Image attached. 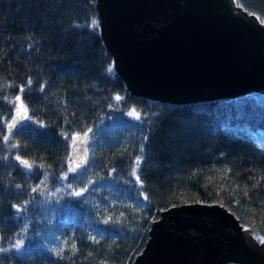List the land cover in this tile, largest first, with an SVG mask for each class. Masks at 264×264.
<instances>
[{
	"label": "trees",
	"instance_id": "trees-1",
	"mask_svg": "<svg viewBox=\"0 0 264 264\" xmlns=\"http://www.w3.org/2000/svg\"><path fill=\"white\" fill-rule=\"evenodd\" d=\"M94 1L0 0V264H132L160 211L191 202L264 238V91L186 105L128 95ZM235 1L264 23V0ZM19 102L28 122L5 142ZM89 128L88 163L68 172L64 137Z\"/></svg>",
	"mask_w": 264,
	"mask_h": 264
},
{
	"label": "water",
	"instance_id": "water-1",
	"mask_svg": "<svg viewBox=\"0 0 264 264\" xmlns=\"http://www.w3.org/2000/svg\"><path fill=\"white\" fill-rule=\"evenodd\" d=\"M94 3L102 43L128 95L186 105L264 91V23L235 0ZM20 104L3 130L9 139L12 117L20 122L13 133L29 119L23 109L17 115ZM77 134L67 161L81 170L88 142ZM245 228L217 203L172 205L150 223L132 264H264V243Z\"/></svg>",
	"mask_w": 264,
	"mask_h": 264
},
{
	"label": "snow or ice",
	"instance_id": "snow-or-ice-1",
	"mask_svg": "<svg viewBox=\"0 0 264 264\" xmlns=\"http://www.w3.org/2000/svg\"><path fill=\"white\" fill-rule=\"evenodd\" d=\"M237 6H239V5H237ZM91 23H92L93 26H95V25L97 24V22H96L95 20L91 21ZM111 71H112V69L109 68V69H108V72H111ZM29 84H31V81H29ZM21 91H23V89H21ZM41 91H43V87L41 88ZM114 99H115V101L119 102V101H121L123 98H122L119 94H117V95L114 96ZM20 100H21V97H20L19 95H17V96L14 98V100L10 101L9 103L15 104L16 101H20ZM21 109H23V112H24L23 119H24V120H27V119H28V115H27V111H28V110H27L26 106H25L23 103H21L20 106H19L18 108H16L17 115L20 114ZM134 113H135V109H133L132 111H130V112L128 113V115H129V116H132ZM136 119L139 121V120H140V116L137 115V116H136ZM12 121H13V122L7 124V128L9 129V133H10V135L14 134L12 130H13V129H16V128L19 126V123H20L19 121H17L16 117H12ZM91 132H92V129L89 128V129L83 134L84 137H85V140L82 141L83 143H87V142H88L89 133H91ZM78 136H79V134H74V135L71 137V143L73 144V146L76 145L77 137H78ZM3 139H4L5 142H7V141L9 140V135H5V136L3 137ZM64 139L67 141V140H69V137H67V136L65 135ZM13 147H18V145H13ZM141 151H143V148H141ZM87 153H88V148L85 147V149H84L85 157L87 156ZM15 159H16L17 161H19V163H20L24 168L28 169L29 171L32 170V167H33V166H32L27 160L21 159V157H20L19 155H17V156L15 157ZM69 159H72V157L69 156ZM80 162L83 163V164H87V163H88V161H87L86 159H84V158H81V161H80ZM140 163H141V157H137V159H136V161H135V165L138 166V165H140ZM77 167H79V165H77ZM75 171H76V169H75V168H72V167H69V169H68V172H75ZM131 174H132V176L135 177V179L139 182V179H140V178H139V175H138V173H137V167H133V168H132ZM67 178H68V177H67V174H65V175H63V176L61 177V179H67ZM69 186H70V185H69ZM36 190H37L36 188H33L31 191L35 192ZM87 190H88L87 188H81L80 191H74L72 194H73L74 196H76V197H81V196L84 195V193H85ZM57 191H59V189H57ZM145 199H147V197H145ZM16 210H17L18 212L21 211L20 207H18V206H17V209H16ZM244 230H245V231H248L247 228H245ZM93 239H95V237H93ZM260 240H261V243H264V238H260ZM20 247H21V245H20L19 243L15 245V248H16L17 251L20 250ZM72 247L75 248V245H73ZM0 250H2V249H0Z\"/></svg>",
	"mask_w": 264,
	"mask_h": 264
}]
</instances>
